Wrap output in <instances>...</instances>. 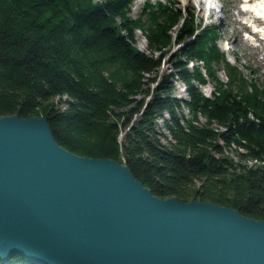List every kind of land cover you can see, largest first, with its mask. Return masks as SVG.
Segmentation results:
<instances>
[{"label":"trees","instance_id":"16d2710c","mask_svg":"<svg viewBox=\"0 0 264 264\" xmlns=\"http://www.w3.org/2000/svg\"><path fill=\"white\" fill-rule=\"evenodd\" d=\"M134 1L0 0V116L46 117L61 146L126 164L158 197L264 220V86L227 59L195 9L147 1L134 17ZM178 80L187 98L174 94ZM0 264L36 263L15 253Z\"/></svg>","mask_w":264,"mask_h":264},{"label":"water","instance_id":"95a60500","mask_svg":"<svg viewBox=\"0 0 264 264\" xmlns=\"http://www.w3.org/2000/svg\"><path fill=\"white\" fill-rule=\"evenodd\" d=\"M36 264H264V220L158 197L126 164L61 146L44 116H0V257Z\"/></svg>","mask_w":264,"mask_h":264},{"label":"rangeland","instance_id":"374dc122","mask_svg":"<svg viewBox=\"0 0 264 264\" xmlns=\"http://www.w3.org/2000/svg\"><path fill=\"white\" fill-rule=\"evenodd\" d=\"M156 4L158 1L170 3L171 0H135L132 5L131 15L137 17L141 12L145 2ZM180 7H191L195 9L198 22L204 25H214L219 30L218 44L221 50L226 54L227 59L237 65L243 74L250 80L260 86H264V29L262 32L253 31L252 22L264 24V16H259L256 12H247L243 10V0H172ZM215 7L214 10L211 8ZM180 25L172 31L171 43L165 47L170 52L165 58L161 73L169 70L171 59L175 57V52L179 49L178 31ZM137 46L143 51L147 49V39L141 30L136 31ZM144 43L146 46L143 47ZM156 55L159 52H155ZM192 65V63L190 64ZM219 75L222 79L227 80L225 71L220 69ZM206 95H211L214 85L208 83L199 84ZM174 94L180 98H187V91L182 81L176 82ZM141 94L139 97H144ZM62 108L65 105L61 106ZM185 113L189 115L187 109ZM159 128L167 132L163 125V119H158ZM228 156L236 160L237 153L229 150ZM199 185L200 182H197Z\"/></svg>","mask_w":264,"mask_h":264},{"label":"bare ground","instance_id":"6f19581e","mask_svg":"<svg viewBox=\"0 0 264 264\" xmlns=\"http://www.w3.org/2000/svg\"><path fill=\"white\" fill-rule=\"evenodd\" d=\"M214 8L215 7L212 6L211 9L214 10ZM243 10L247 12H256L264 15V0H243ZM145 46L146 43H144L143 47ZM250 164H252V162H250Z\"/></svg>","mask_w":264,"mask_h":264}]
</instances>
